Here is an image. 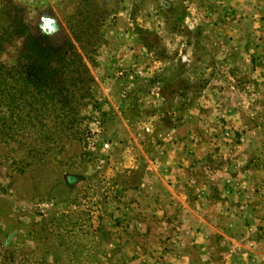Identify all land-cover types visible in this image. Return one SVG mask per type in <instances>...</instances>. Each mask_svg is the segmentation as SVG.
Listing matches in <instances>:
<instances>
[{
	"label": "rangeland",
	"instance_id": "rangeland-1",
	"mask_svg": "<svg viewBox=\"0 0 264 264\" xmlns=\"http://www.w3.org/2000/svg\"><path fill=\"white\" fill-rule=\"evenodd\" d=\"M26 34L63 92L0 136V264H119L128 198L188 136L228 201L215 264H264V0H0V66Z\"/></svg>",
	"mask_w": 264,
	"mask_h": 264
},
{
	"label": "crops",
	"instance_id": "crops-1",
	"mask_svg": "<svg viewBox=\"0 0 264 264\" xmlns=\"http://www.w3.org/2000/svg\"><path fill=\"white\" fill-rule=\"evenodd\" d=\"M191 137L163 149L162 161L128 198L137 237L129 238L119 264H215L213 240L228 229L220 219L228 201L215 197Z\"/></svg>",
	"mask_w": 264,
	"mask_h": 264
},
{
	"label": "trees",
	"instance_id": "trees-1",
	"mask_svg": "<svg viewBox=\"0 0 264 264\" xmlns=\"http://www.w3.org/2000/svg\"><path fill=\"white\" fill-rule=\"evenodd\" d=\"M53 53L54 49L43 48L30 34H26L17 62L11 66H0L2 139L16 140L20 131L34 128L40 113L49 105L48 100L57 96V84L60 82L56 81L59 72L57 65L53 64ZM62 92L60 88L59 93ZM66 109L67 104L62 106L65 113Z\"/></svg>",
	"mask_w": 264,
	"mask_h": 264
}]
</instances>
